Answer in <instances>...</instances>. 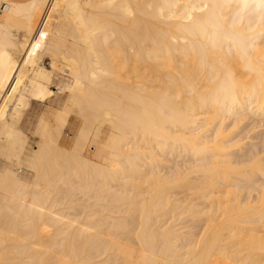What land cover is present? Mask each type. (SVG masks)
<instances>
[{
	"label": "bare ground",
	"instance_id": "1",
	"mask_svg": "<svg viewBox=\"0 0 264 264\" xmlns=\"http://www.w3.org/2000/svg\"><path fill=\"white\" fill-rule=\"evenodd\" d=\"M253 108L264 0H0V264H264V141L235 155L225 126Z\"/></svg>",
	"mask_w": 264,
	"mask_h": 264
},
{
	"label": "rangeland",
	"instance_id": "2",
	"mask_svg": "<svg viewBox=\"0 0 264 264\" xmlns=\"http://www.w3.org/2000/svg\"><path fill=\"white\" fill-rule=\"evenodd\" d=\"M50 61H51V58L49 56H45V57H43V61L41 62V64L44 67L48 68ZM66 83H67V80H66L65 76H62L60 73L59 74H54L53 75V79H52V83L50 84V87L52 88V90L54 92L56 91L55 93L57 94V92L59 90V87L61 85H63V84H66ZM64 98H65V96H63V98H61L58 95L56 97L52 98V101L49 103V105H50L49 108H50L51 112L55 111L56 109H60L62 107ZM42 109H43L42 105H36L34 102H32L31 107L28 110L24 111L23 121L21 122V125H19V128L21 127L20 129L25 131V133L27 135L28 142H30L29 144L31 146H33V145L36 146L39 143V138L36 135L33 134V128H34L33 125L35 126V122H36V120H35L36 118L35 117L38 116V114H40L41 112H43V111H41ZM84 115H83L82 119L84 118L83 121L86 122V123H84L83 125L80 124L83 127L82 128L83 130L89 129L87 127L91 123L94 124L95 123V119L99 120L98 118H95V116L97 115V114L95 115V109H88L87 108L85 113H84ZM238 115L240 116V114H238ZM238 115H236V116L238 117ZM45 116H49V115H45ZM243 116H242L243 119L236 120V122H235L234 118H237V117H234V116L229 117L225 121V126L228 125L227 126L228 129L230 127L229 131L231 133L229 131H228V133H229V137L232 140H235V138L236 139L237 138L238 139L241 138L240 139V143L242 144V145L240 144L241 145V149L240 150L239 149H235L233 153L235 155H239L240 154V155L244 156V155H247L252 150H254V147L256 149H260V147L263 144V141H264V115H259V113L257 111H255V108H253L250 112L247 111V113L245 115H243ZM238 118L240 119V117H238ZM89 119H91V120H89ZM233 121L236 123L235 125H233ZM28 122H30V125H28ZM70 123L71 124L74 123L72 118L70 119ZM50 124L52 125L51 131L53 132V129L56 126H55L54 122H50ZM84 127H85V129H84ZM231 127H234L235 129L234 128L231 129ZM28 128H30V129L29 130H25V129H28ZM106 132H107L106 126L102 125L101 132L99 134L100 140L105 138V136L107 134ZM54 133L56 134L57 132H53V135H54ZM59 135H63V138L68 137V140H69V139L72 138L73 132L68 127H64V128L61 129ZM261 149H262V147H261ZM86 151L88 153V157H89L90 160H92L93 162L98 160L97 151H91V149L90 150L87 149ZM176 153L177 152L174 151L172 153H168L170 156L168 154H165V153L162 155V156H164V155L168 156L167 160L165 159V157H163L162 158L163 160L160 162V168L162 169L163 172L171 173V172H173V170H175L176 165H181V167H182V166H184L185 162H187V161H189V159H191V157L189 158L185 154H182L183 152L181 154H180V152L177 153V154ZM182 155H184V156H182ZM187 157L189 158L188 160L186 159ZM183 158H185L186 160L183 159ZM10 166H11V164L9 165L8 162H6V160L4 161V159L2 157H0V171L4 170L6 168L7 170H9L11 172L16 173L17 170H18V169H16L17 166H15V167L14 166L10 167ZM86 169L87 168H85V170L84 169L77 170V175L80 176V177H82V176H86L87 177V175H89V174H87V172L89 173L90 170L87 169L88 170L87 171ZM19 170H21V172L19 173V176L21 178H23L25 180L32 179L31 174L28 171H26L25 168H20ZM73 173L75 175L76 172H73ZM81 173H86L87 175L86 174H81ZM79 174H81L82 176L79 175ZM78 176H75V178L76 179L79 178ZM255 177H256L255 179H257V180L259 179V181L263 178V177L261 178L260 175L259 176L257 175ZM232 180H235V179H232ZM239 184L240 185H246V184H249V183L248 182L246 183L244 180H242V181L239 182ZM247 188H250V187H247ZM247 188H244L243 190H241V194L242 195H244V194L246 195ZM251 194L254 195L255 193L252 192ZM186 215H188V214H185L184 217L182 216V219H181V217L174 216V218H170L168 221L169 222L172 221L171 223H176L177 222L176 224L181 222V225H183L184 222H185L184 220L186 218ZM0 218L4 219V217H0ZM164 218H166V216ZM177 218H180V219H177ZM171 219H174L175 221L171 220ZM1 220L2 219H0V222H1ZM4 220H8V218H6ZM3 223L1 222L0 226L4 225V224L7 225L8 222H6L4 224ZM187 224L185 223L184 226L187 225ZM181 225H179V226H181ZM1 227H4V226H1Z\"/></svg>",
	"mask_w": 264,
	"mask_h": 264
},
{
	"label": "crops",
	"instance_id": "3",
	"mask_svg": "<svg viewBox=\"0 0 264 264\" xmlns=\"http://www.w3.org/2000/svg\"><path fill=\"white\" fill-rule=\"evenodd\" d=\"M3 5H6V4H3ZM3 5H1V7L3 6ZM6 7H7V5H6ZM50 101H52V99L50 100ZM36 105H39V104H37V103H35ZM31 105H32V103H31ZM31 105H30V107H31ZM29 107V108H30ZM36 119H37V116L35 117ZM35 119V120H36ZM23 120V119H22ZM22 122V121H21ZM20 125H21V123H20ZM28 125H30V122H28ZM30 128H28V129H25V130H29Z\"/></svg>",
	"mask_w": 264,
	"mask_h": 264
}]
</instances>
